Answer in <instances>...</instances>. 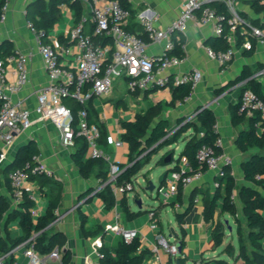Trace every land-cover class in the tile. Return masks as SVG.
Masks as SVG:
<instances>
[{
    "label": "crops",
    "instance_id": "0c3cea01",
    "mask_svg": "<svg viewBox=\"0 0 264 264\" xmlns=\"http://www.w3.org/2000/svg\"><path fill=\"white\" fill-rule=\"evenodd\" d=\"M2 1L4 5L1 8V13H4V20L0 22V56L4 58L7 52H19L28 56L26 64L28 82L19 93L12 95L11 98L15 102H20L22 107L29 110L32 119L35 120L37 118V114L34 111L36 107V92L41 87L52 84L43 68L35 34L28 26L27 13L33 10V4L39 0ZM42 1L49 2V0ZM128 1L132 14L125 22L124 27L130 33L138 36L145 35L142 23L138 19L140 13H144L146 17L153 19L157 28L167 30L178 18L182 2V0ZM60 2L59 20L54 24L47 39L48 43L60 54L59 60L62 66L65 69L74 70L77 65L78 51L68 37L71 30L78 25L81 26L83 33L87 35L92 33L91 10L87 0H60ZM235 9L237 13L243 15L246 19H256L260 24H264V13H255L251 8L250 0H237ZM175 34L172 35V38L182 42L184 58L177 68L170 70L169 75L196 68L201 72V80L183 103L175 104L174 106L166 105L163 117L168 120L169 128H174L179 120L195 121V114L198 109H211L216 119L214 127L220 139V151L232 160L230 167L235 184L237 187L249 186L243 180L241 171V163L249 157V154L240 152L235 146V138L238 132L247 125L246 121H244L238 126H233L230 108L237 104L243 86L251 82H260L264 86V75L260 74L264 68V44L257 43L251 55H246L242 48L237 49L233 60L227 66L221 67L215 61L208 59L204 51V47L207 46L206 40L214 36L212 24L188 21L185 31ZM146 52L150 57L157 58L162 54L163 46L148 43ZM243 72L247 74L246 80L233 84L232 82ZM6 73L7 81L14 82L15 66L13 63L6 64ZM145 92L146 97L143 95ZM125 93L131 94L132 100H129V102L123 101L122 95ZM170 99L169 88H150L148 91H140L135 95L126 89L123 80L121 82L116 80L111 94L106 97L95 96L91 102V107L97 122L103 126L107 140L115 141L119 139L122 132L121 121H132L135 114L145 110L149 104L156 102L167 104ZM146 100L149 103L144 105ZM136 104H139V106ZM133 107H139L141 110L133 111ZM143 107L145 108L143 109ZM189 133L190 131L185 135ZM30 142H33L39 150V161L53 172V178H50L46 186L40 188L36 181L40 188L35 206L38 217L46 213L48 200L55 195L56 188L58 186L61 188L60 205L55 213L57 217L49 224L47 231L49 234L59 233L63 246L61 247L60 261L50 262V264H62L65 252L67 254L66 264H99V260L95 255V240L100 238L104 247L112 248L118 242V237L104 232L95 237L85 236L81 230L79 218V212H81L85 216L86 228L99 225L103 229L105 224L113 221L111 209H105L104 204L95 195L90 198L89 196L92 192L88 196L83 197L84 193L89 188H94L99 180L95 177L83 178L80 176L73 162V149L61 147L58 131L48 122H36L30 129L16 137L0 171L4 165L15 157L19 147ZM106 151L107 156H109V170L111 165L127 164L128 150L125 144L121 148H114L108 142ZM174 163L175 161L172 164L170 163V166H173ZM1 183L4 187L0 189V193L9 203L14 205L11 190L4 185L2 171L0 174V187ZM219 186L215 174L211 171H205L199 181L182 189V202H176L177 207L171 204L162 206L156 215L159 225L158 233L164 237L161 223L162 216L166 219L169 227L171 219L174 220L176 229L173 227L169 228L168 234L171 242L178 243L181 237V230L183 229L185 246L179 256L183 259L182 264H216V260H224L230 264L242 263L241 259H232L226 253H223L225 245L229 242L234 247L235 255L238 251L235 221L227 213L220 216V220L224 222L225 229L222 243L217 246L212 235L213 227L203 219V196L206 192L213 193ZM220 188L222 193L223 186L221 185ZM191 193H194L193 207L186 216L185 224L181 229L175 219V213L183 210ZM233 196V203L238 211V216L244 222L241 201L236 190L233 192ZM126 198L128 203V195ZM130 210L136 212L131 207ZM138 210H141V207ZM149 210L141 211L142 213H139L131 220H124L122 216L121 224L127 229L136 230L141 242V249L151 251L155 244L157 233L149 228L147 216V211ZM169 215L172 216L171 219ZM218 216L219 209L215 219ZM225 221H227V224H225ZM228 226L230 230H228ZM6 232L9 240H14L20 236L21 231L18 219L12 220L7 224ZM4 233L2 232V236H5ZM261 245L264 250V237ZM15 257L23 263L26 261L19 252ZM176 260L163 251H159L157 254L150 253L144 264H169V262L170 264H176Z\"/></svg>",
    "mask_w": 264,
    "mask_h": 264
},
{
    "label": "built area",
    "instance_id": "2783aa9c",
    "mask_svg": "<svg viewBox=\"0 0 264 264\" xmlns=\"http://www.w3.org/2000/svg\"><path fill=\"white\" fill-rule=\"evenodd\" d=\"M87 1L93 22L92 34L98 37H109L112 45L94 44L91 36L83 33L80 25L74 27L69 34V40L78 51L77 65L74 70L65 69L59 60L60 54L57 50L50 43H42L43 34L36 33L31 24H28L35 34L43 68L52 81V84L41 87L36 92L34 111L37 118L35 120L32 119L29 110L11 98L12 95L19 93L28 82L26 68L28 56L12 52L4 58H0V168L16 137L30 129L36 122L52 124L58 131L62 148L73 149L75 140L82 138L87 146L85 158L104 157L109 162V156L104 153L100 142L99 124L89 122L85 110L78 112L76 123L73 124L72 112L64 104V101L70 98L82 106H86L88 101L95 96L110 95L117 79H122L126 89L130 92H140L150 88L170 89L171 86L178 84H188L194 89L201 80V72L198 69L193 68L189 71L175 72L171 76L169 75L170 70L177 68L182 61L177 56L169 54L176 41L172 35L176 32H184L188 21L212 24V32L216 37L222 36L227 29L228 49L214 50L209 46L204 47L207 58L215 61L221 67L227 66L233 60L237 51L236 40L238 38L241 40L243 50L253 49V40L256 41V44H264V28L252 25L237 13L235 9L237 0H182L180 14L167 30L157 28L153 19L140 13L138 19L142 23L145 39L124 29V24L130 18L131 11L123 7L117 0ZM258 1L264 3V0ZM207 2L224 4L230 17L225 18L222 14L217 13L209 4H205ZM3 20L4 13H1L0 22ZM148 43L162 45V54L157 58L150 57L146 52ZM109 53H111L110 58ZM11 63L15 66V81L12 83L7 81L6 76V64ZM260 74L264 75V68ZM237 104L239 114L251 116L258 113L264 121V99L250 89H245L240 93ZM108 142L114 148L123 146L120 138L115 141L108 140ZM215 144L220 146L219 137ZM195 159L196 169L185 157H180L167 171L162 183L157 188V199L160 201V205L171 204L177 207L176 199L179 189L199 181L205 171L213 172L216 177L221 176L222 168L231 166L232 161L224 153L216 152L212 146L206 144H202L197 149ZM34 161L33 166L27 165L24 170L21 168L10 170L7 180L14 204L25 196L34 203L31 216L36 219L38 212L35 206L40 188L36 181H31L30 178L32 176L53 178V172L42 164L38 157H35ZM174 167L175 169H173ZM119 172L118 165H111L107 183L112 182L111 191L115 197V205L111 209L113 221L104 225L103 232L130 242L134 238H138V233L121 224L123 215L119 210L118 201L123 194L133 191V185L128 183L118 186L113 183ZM98 190L99 188L92 193L95 194ZM233 199L232 194L231 200L233 201ZM153 210L147 211L149 228L157 233L155 244L150 252L157 254L159 251H163L173 259H177L180 256L179 244L169 241L158 233V220ZM103 246L102 239L95 240L94 249L98 260L102 258L99 250ZM18 252L26 260L25 263L15 257ZM9 256H13V264H50V262L60 261L61 248L54 247L48 253L41 254L33 246L21 243L9 252L0 254V264H6Z\"/></svg>",
    "mask_w": 264,
    "mask_h": 264
},
{
    "label": "trees",
    "instance_id": "16d2710c",
    "mask_svg": "<svg viewBox=\"0 0 264 264\" xmlns=\"http://www.w3.org/2000/svg\"><path fill=\"white\" fill-rule=\"evenodd\" d=\"M117 1L123 7L130 10L128 0ZM250 2L251 8L255 13H264V3L258 0H250ZM60 3V0H49V2L39 0L33 4V10L27 13L29 23L33 30L36 33L41 32L43 34L41 38L42 43H48V34L54 24L59 20ZM3 5L4 2L1 0L0 14ZM210 6L225 18L230 17V13L224 4L212 2ZM243 18L246 19L244 16ZM246 20L254 26L264 28V24H260L256 19ZM124 29L128 31L125 27ZM227 35L228 31L226 29L222 36L210 37L205 43L214 50H226L229 48L226 39ZM90 36L94 44L100 46L112 45L109 37H98L92 33ZM139 37L145 39V35H140ZM252 44L254 49L256 41L253 40ZM181 46V41H175L174 48L169 54L183 59L184 52ZM236 48H241V40L239 38L236 40ZM253 49L244 50V53L246 55H251ZM10 53L12 52H7L4 56ZM108 56L110 58L111 53H109ZM0 58H3V56H0ZM246 75L247 74L243 72L232 83L236 84L240 81L246 80ZM242 88L243 90L250 89L264 99V86H262L260 82H251ZM130 93L135 95L138 94V92ZM191 93L192 88L188 84L171 86V99L169 103H151L145 110L137 112L132 121L120 122L122 132L119 138L121 142L126 145L128 150L127 164H118L120 172L113 183L118 186H124L131 183L132 178L138 174L145 164L149 163L152 155L165 147L177 143L181 138L184 140V145L176 161L180 157H185L195 169L197 168L195 154L202 144L210 145L216 152H221L220 146L215 144L218 134L214 127L216 123L215 115L211 109H198L195 114V121L179 120L174 127L175 129L169 128L168 120L163 117L166 105L174 106L175 104L183 103ZM143 95L146 97V92ZM92 100L93 98L88 101L86 106H82L70 98L64 101V104L69 107L72 112L73 124L76 123L78 112L80 110L86 111L89 122L98 123L91 107ZM237 109L238 104L231 106L230 108L231 123L233 126H238L246 121L247 126L240 129L235 138V146L240 152L249 154V157L241 163L242 178L249 184V186L237 187L231 174V167H223L222 175L216 177L217 183L220 186H223L222 193L220 192V186L215 189L213 193H205L202 200L203 219L213 227V239L216 245L220 246L224 237L225 229L224 222L220 220V216L227 213L236 223L238 251L235 255L234 247L231 242H229L225 245L223 253H226L232 259H241L244 264H264V250L261 245V241L264 237V121L260 118L258 113L251 116H245L239 114ZM98 124L101 129L100 142L103 146L104 153L107 155L106 149L108 146V140L106 133L103 126L100 123ZM173 129L174 131L172 132ZM188 131H190V133L185 135ZM200 133H202V135H200ZM86 149L87 146L85 140L82 138L76 139L72 153L73 162L81 177H95L99 180V190L94 195L104 204L105 209L110 210L115 205V197L111 191L112 183H107L109 162L104 157L93 159L85 158ZM38 155L39 150L33 142L19 147L13 159L12 166L4 165L1 170L4 175L5 187L11 190L7 180V174L10 170L14 168H21L24 170L27 165L33 166L35 163L34 158L38 157ZM168 155H170L168 164L172 163L174 161V153L172 150H168L159 157L156 161V165H168L164 162ZM173 169H175V167ZM30 180L37 181L40 188H42L47 185L50 178L45 176H32ZM235 190L238 192L241 201L244 222L239 218L236 206L231 200V195ZM93 191V189L89 188L84 193L83 197L88 196ZM126 197L127 193L120 197L118 207L124 219L131 220L142 212L141 210L136 212L131 211ZM60 198L61 188L58 186L55 195L48 200L46 213L43 216L34 219L31 216V209L34 207L32 201L23 196L20 201L12 205L0 193V254L9 252L21 243H25L26 246H33L34 249L41 254L48 253L54 247L61 248L63 243L62 240H60V234H49L47 231L49 224L57 217L55 211H57L60 205ZM134 199H138V196L134 195ZM193 200L194 193H191L183 210L175 213V219L181 229L185 224L186 216L192 210ZM176 202H182V189H179ZM161 207L162 205H159L153 210L155 215H157ZM218 209L219 216L215 219ZM79 218L80 227L85 236L95 237L102 234L103 229L99 225L91 228L85 227V216L81 212H79ZM15 219H18L21 233L20 236L14 240H9L6 226L9 222ZM2 232H5V236H2ZM34 234L37 235L35 236ZM178 243L182 250L185 246L183 229L181 230V237L178 240ZM99 251L102 254V258L99 259V264H144L151 253L147 249H141L139 238H134L130 242H125L121 238H118V242L114 247L108 248L103 246ZM66 260L67 254L65 252L62 258V264H66ZM177 260L179 261V264H182L183 259L181 257H178ZM13 262V256H9L6 264H13ZM216 264L230 263H227L224 260H216Z\"/></svg>",
    "mask_w": 264,
    "mask_h": 264
},
{
    "label": "rangeland",
    "instance_id": "374dc122",
    "mask_svg": "<svg viewBox=\"0 0 264 264\" xmlns=\"http://www.w3.org/2000/svg\"><path fill=\"white\" fill-rule=\"evenodd\" d=\"M177 34H178V32L175 35H177ZM117 80H118V82L122 81V79H117ZM122 99H123V101L129 102V100H132V95L129 93H125L122 95ZM148 100H146L144 105L149 103ZM113 105L115 106L114 102H113ZM136 105L139 106V104H136ZM144 108L145 107H143V109ZM132 110L137 112L138 110H141V109L139 107H136ZM174 129L172 130V132L174 131ZM183 144L184 143H183V138H182L176 144H173L169 147H165V148L159 150L156 154L152 155L149 163L145 164L141 168V170L138 172V174L132 178L131 183L133 185V191L129 192L127 195H128V204L130 205V207L133 210L137 211L139 209L134 203V201H135L134 195H137L138 199L141 202V211H146V210H149L150 208H157L160 205V201L157 199V188L159 186L158 178L163 172L168 171L172 167V166H170L172 163L165 165V166H157L156 161L159 159V157L162 154H164L168 150L173 151V153H174L173 159H174V161H176L180 151L182 150ZM0 174H1V171H0ZM149 183H151L154 186V189L152 191L146 190ZM3 187L4 186L1 183L0 189H2ZM98 188H99V182L96 184V186L94 188H91V189L96 190ZM163 215H164V213H163ZM169 217L171 219L172 216L169 215ZM171 220H172V221H170L171 225L169 227L164 216H162V219H161V223H162V227H163V233H164L165 237L167 239H169V241H171L170 238L168 237L169 228L173 227L174 229H176L175 228L176 224H175L174 220L173 219H171Z\"/></svg>",
    "mask_w": 264,
    "mask_h": 264
},
{
    "label": "water",
    "instance_id": "95a60500",
    "mask_svg": "<svg viewBox=\"0 0 264 264\" xmlns=\"http://www.w3.org/2000/svg\"><path fill=\"white\" fill-rule=\"evenodd\" d=\"M212 2H207V3H205L206 5H210ZM173 33V32H172ZM14 159V158H13ZM13 159L10 161V162H8L7 164H6V166H12V164H13ZM169 160H170V155H168L167 156V158L165 159V164H168L169 163ZM166 173H167V171L166 172H163L160 176H159V178H158V184L160 185L161 183H162V180H163V178H164V176L166 175ZM109 184H111L112 182H108ZM154 189V186L151 184V183H149V185L147 186V188H146V190L147 191H152ZM94 196V194L92 193L89 197L91 198V197H93ZM135 205L138 207V208H140L141 207V202H140V200L139 199H137L136 200V202H135ZM225 224H227V221H225ZM228 230H230V227L228 226ZM179 251L181 252V248L179 247ZM176 264H179V261L178 260H176V262H175Z\"/></svg>",
    "mask_w": 264,
    "mask_h": 264
}]
</instances>
